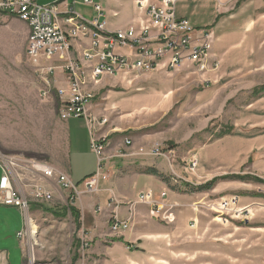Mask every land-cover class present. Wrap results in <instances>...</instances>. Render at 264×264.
Returning a JSON list of instances; mask_svg holds the SVG:
<instances>
[{
  "label": "rangeland",
  "instance_id": "rangeland-1",
  "mask_svg": "<svg viewBox=\"0 0 264 264\" xmlns=\"http://www.w3.org/2000/svg\"><path fill=\"white\" fill-rule=\"evenodd\" d=\"M132 1L136 0H117L120 13L106 14L105 19L126 28ZM75 8L87 20L95 16L91 7ZM221 12L229 24L226 54L222 59L207 58V71L187 73L186 83L181 82V73L171 72L102 77L105 89L95 97L107 124L115 119L129 128L122 140L135 134L143 140L144 154L159 150L164 172L160 180L171 193L189 198L176 204L170 201V192L163 191L167 206L159 215L143 204L156 221L155 233L169 235L156 248L163 260L151 259L157 264H264V92H258L264 86V0H229ZM27 31L22 21L0 17V154L4 163L14 162L10 169L21 171L30 182L33 163L66 166L67 142L55 87V78L60 83L66 78L58 70L54 75L39 72L28 62ZM212 46L211 40V50ZM82 130L81 140L96 136V130L88 132L87 126ZM82 158L90 162L89 151ZM194 161L197 166L192 170ZM214 178L211 189L195 190ZM50 204L31 207L34 229L27 223L18 237L24 264H143L130 254L117 260L98 252L104 244L84 230L80 220L68 213L60 218L43 213L46 206L52 208ZM65 206L66 200L57 206L59 214H64ZM33 208L41 219L33 216ZM108 230L112 233L110 224Z\"/></svg>",
  "mask_w": 264,
  "mask_h": 264
},
{
  "label": "built area",
  "instance_id": "built-area-1",
  "mask_svg": "<svg viewBox=\"0 0 264 264\" xmlns=\"http://www.w3.org/2000/svg\"><path fill=\"white\" fill-rule=\"evenodd\" d=\"M77 4V0H59L49 5H41L35 0H0V17L16 18L28 28L25 53L28 62L47 75L60 69L66 78L67 90L56 88L60 120L83 118L90 131L105 126L106 119L101 117L96 120L87 111L95 98L92 89L104 76L153 72L160 64L168 71L176 70L184 63L192 64L201 73L208 70L211 35L205 29H195L188 20L177 17L176 0H136V8L142 12L143 20L137 26L130 25L118 31L105 28L101 20L103 10L99 4L91 0L81 1L82 5L92 8L95 16L91 21L76 11ZM82 39H88V45L77 52L74 43ZM56 62L60 66H54ZM45 82L50 87L48 81ZM125 144L131 143L127 140ZM90 147L97 159V169L81 183L86 192L92 193L97 192L100 183L107 179L103 170L104 139L92 135ZM152 154L155 157L162 156L159 150ZM0 157L3 171L0 178V204L18 208L28 223L31 221L29 212L32 205L50 203L52 193L33 185L28 196H21L10 179L11 173L16 175V171L9 167L14 162L9 160L4 163V156L0 154ZM196 166L197 162L194 161L189 167L193 170ZM31 171L54 181L64 192L67 204L72 205L78 195V188L69 176L40 161L32 164ZM153 197L154 194L148 190L138 195L137 202L149 205L152 212L159 215L167 206L166 193L161 192L158 200ZM233 204H237V198ZM238 213L242 211L238 210ZM128 226L129 219L119 220L115 216L110 221L112 233H119ZM17 236L22 237L23 232Z\"/></svg>",
  "mask_w": 264,
  "mask_h": 264
},
{
  "label": "crops",
  "instance_id": "crops-1",
  "mask_svg": "<svg viewBox=\"0 0 264 264\" xmlns=\"http://www.w3.org/2000/svg\"><path fill=\"white\" fill-rule=\"evenodd\" d=\"M35 1L41 5H49L56 3L59 0H47L45 2H40L38 0ZM81 1L82 0L78 1V4L82 5ZM227 1L229 0H176L175 12L177 17L188 20L197 30H210L213 46L212 50H210L211 52H209L208 60L211 61L216 60L217 58L222 59L226 54V50L223 46L225 41H227L228 31L226 28H229V24L225 19L226 17L222 15L221 10ZM116 2L117 0H97L94 2L99 4L103 10L101 20L104 21L107 30H124L130 25L137 26L141 23L144 16L141 11L137 10L135 1H132L134 6L133 14L128 20V23L124 24V26L128 24L126 28H121V26H116L111 20H106V14L116 17L120 13L116 10ZM178 6L180 9L179 12ZM60 9H62V7H60ZM79 14L86 18L85 14ZM93 18L94 16H92L90 20H86L91 21ZM87 45L88 39H82V41H75L74 48L77 52H80L81 49ZM53 65L58 67L60 66V63L56 62L53 63ZM56 70L61 73L60 69ZM195 71L196 69H194L192 64L184 63L173 71H168L162 64H160L158 69L153 72L157 75H161L165 72L175 73L176 75L181 73L179 75L181 82L186 83L190 78V73L196 75ZM54 73L52 75H54ZM193 74L191 76H193ZM55 87L66 91L68 85L66 82L60 83L56 81L55 78ZM104 87L105 85H103L102 82L93 87L92 90L94 96L96 97ZM96 98L93 99L92 105H88L87 111L93 118L100 120L102 117L100 115L102 114V111L99 109L100 103L95 101ZM126 101L127 99L120 103L125 104ZM111 121L109 124H107L108 122L106 123L105 126H108L106 129H104L105 126L95 128V137H102L104 139L105 160L103 162V170L108 175L107 179L100 183L97 192H86L83 187L81 190L78 188V183H81L87 176L94 174L97 169L96 163L94 161L91 162V149L89 150L92 139L91 134L89 141L87 137L85 140H81V132L78 134V132L82 130V126L84 129H86L87 126V131H90L83 118L70 119L65 122L62 121L67 142V163L63 168L55 165H53L54 167L52 165L50 166L56 171L69 176L71 181L77 186L78 195L75 196L73 200L75 203L73 205L79 212V220L81 221L84 230L86 229L89 233L98 237L99 241L104 244L102 247L98 248V252L104 253L110 259L118 260L120 256L128 258V255L130 254V257L133 259H143V264H157L156 261L151 259L163 260V258L159 256L161 252L156 250V248H158V246L163 243L169 235L162 230H158L155 233L154 226L152 225L155 224L156 221L148 216V208L143 204H139L137 198L140 193L146 190L153 192L154 195H158L163 191H166L167 193L170 192L167 190V185L161 181L159 177L149 172V170H155L159 175H162V173L164 174L163 169L160 168L161 160L158 157H154L152 152L144 154L143 147L141 146L143 140H140L135 134H131L132 137L126 135L124 140H122V136L125 135L129 128H125L121 121L115 119H111ZM136 129L137 128L132 127L130 130L136 131ZM127 140L130 141V145L125 144ZM88 151V160L90 162L87 163L84 162L82 155ZM141 153H143V155ZM201 159H203L202 155ZM2 175L3 171L0 167V178ZM16 176L17 178L15 179ZM10 179L21 196L29 195L28 190L32 183L40 188L42 187L43 189L50 191L53 196L50 204V207H52L50 208L51 210L58 211L56 209L58 208L57 206L60 203H65L64 192L54 181L44 178L41 174H35L33 180L28 182L29 177L24 175L21 171L18 172L16 170V175L13 176L11 173ZM184 180L187 179L184 178ZM187 181L191 182L190 180ZM168 196L170 201L175 202L176 204L189 199L187 198L185 200L180 198L174 192H170ZM30 213L31 209L29 214ZM43 213L50 214L57 218L63 217L51 214L45 210ZM67 213L70 214L69 211H65V215ZM32 214L37 219L43 217L41 213L34 208L32 209ZM115 216L119 220L129 219V226L127 229L122 230L119 233H110L108 230L109 224L111 219ZM26 224L24 215L18 208L0 204V245L4 246L3 249L0 250V264H24V254L20 241L21 238L19 239L17 234L25 230ZM159 262L160 261H158V263ZM163 262L164 261H161V263Z\"/></svg>",
  "mask_w": 264,
  "mask_h": 264
},
{
  "label": "trees",
  "instance_id": "trees-1",
  "mask_svg": "<svg viewBox=\"0 0 264 264\" xmlns=\"http://www.w3.org/2000/svg\"><path fill=\"white\" fill-rule=\"evenodd\" d=\"M241 1H244V0H241ZM258 92H264V86H261L259 89H258ZM150 173H152L153 175L159 177L160 179L163 178L162 175H159L155 170H149ZM93 174L87 176L86 178L92 176ZM229 177H237L236 175L235 176H229ZM84 178V180L86 179ZM217 178H214L212 179L211 181H209L208 183L202 185V186H199L197 188H195L196 191H204V190H208V189H211L212 186L215 184ZM83 181V180H82ZM45 211L51 213V214H54V215H57V216H64L65 215V211H69L71 216L75 219V221L79 222V212L72 206L68 205L63 211H64V214H59L58 211L56 210H48L45 208ZM75 260V259H74Z\"/></svg>",
  "mask_w": 264,
  "mask_h": 264
},
{
  "label": "bare ground",
  "instance_id": "bare-ground-1",
  "mask_svg": "<svg viewBox=\"0 0 264 264\" xmlns=\"http://www.w3.org/2000/svg\"><path fill=\"white\" fill-rule=\"evenodd\" d=\"M49 166H50V165H49ZM51 167H52V166H51ZM30 223H31V221H30V222H28V225H29V226H28V228H30V230H32V231H33L34 227H33V226L30 224ZM32 231H31V232H32ZM32 233H33V232H32Z\"/></svg>",
  "mask_w": 264,
  "mask_h": 264
}]
</instances>
